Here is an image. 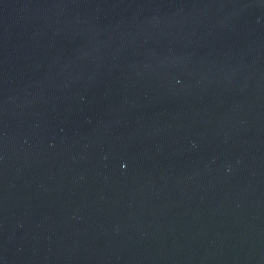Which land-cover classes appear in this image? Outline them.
Instances as JSON below:
<instances>
[{
  "label": "water",
  "instance_id": "obj_1",
  "mask_svg": "<svg viewBox=\"0 0 264 264\" xmlns=\"http://www.w3.org/2000/svg\"><path fill=\"white\" fill-rule=\"evenodd\" d=\"M0 264H264V0H0Z\"/></svg>",
  "mask_w": 264,
  "mask_h": 264
}]
</instances>
